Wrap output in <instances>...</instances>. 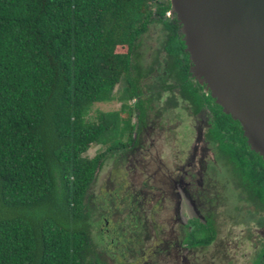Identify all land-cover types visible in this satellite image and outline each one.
I'll use <instances>...</instances> for the list:
<instances>
[{
    "label": "trees",
    "instance_id": "trees-1",
    "mask_svg": "<svg viewBox=\"0 0 264 264\" xmlns=\"http://www.w3.org/2000/svg\"><path fill=\"white\" fill-rule=\"evenodd\" d=\"M171 8V0H0V264L113 263L93 185L108 159L137 145L155 108L206 111L207 141L239 199L249 194L264 210V159L192 75ZM153 26L162 39L148 58L142 45ZM122 81V109L91 118ZM93 145L106 148L91 157ZM115 199L109 215H122ZM206 215L183 226L182 246L216 239ZM253 264H264V248Z\"/></svg>",
    "mask_w": 264,
    "mask_h": 264
},
{
    "label": "rangeland",
    "instance_id": "rangeland-1",
    "mask_svg": "<svg viewBox=\"0 0 264 264\" xmlns=\"http://www.w3.org/2000/svg\"><path fill=\"white\" fill-rule=\"evenodd\" d=\"M161 30V26H153L144 37L142 48L148 47V58L160 46ZM127 86L122 81L115 89L113 101L95 103L91 118L96 119L99 112L120 111ZM127 102L133 105L135 100ZM133 111L132 120L136 123L138 111ZM127 114L122 112L123 117ZM160 114L159 108L148 113L142 150L140 154L134 152L140 163L132 160L133 155L123 161L108 159L93 185L103 214L96 217L99 222L97 229H103V246L111 255L110 259L114 260L111 264H253L264 248V227L259 224L260 216L264 215H255L253 206L239 200L240 194L232 182L220 181L216 188L221 196L215 205L216 239L206 247L183 245L178 250L175 246L183 237L184 221L196 215L190 203L185 201L181 207L183 219L177 220L174 203L168 199L163 202L162 191L171 177L182 172V167L188 168L186 159L196 144L197 128L202 133L206 132L207 114L203 119L194 117L183 110V105L163 113L164 116ZM203 145L204 141L198 142L200 155ZM105 148L93 145L87 154L92 157ZM208 157H213L212 152L209 151ZM112 197L116 198L117 209L122 215H109L111 209H115ZM134 201L136 205L131 203ZM235 208L239 211L234 212ZM261 212L264 214V210Z\"/></svg>",
    "mask_w": 264,
    "mask_h": 264
},
{
    "label": "water",
    "instance_id": "water-1",
    "mask_svg": "<svg viewBox=\"0 0 264 264\" xmlns=\"http://www.w3.org/2000/svg\"><path fill=\"white\" fill-rule=\"evenodd\" d=\"M191 73L264 159V0H171Z\"/></svg>",
    "mask_w": 264,
    "mask_h": 264
},
{
    "label": "flooded vegetation",
    "instance_id": "flooded-vegetation-1",
    "mask_svg": "<svg viewBox=\"0 0 264 264\" xmlns=\"http://www.w3.org/2000/svg\"><path fill=\"white\" fill-rule=\"evenodd\" d=\"M165 97L162 98L161 102L163 105H167L169 101V94H164ZM160 112V111H159ZM168 112V111H167ZM160 115H163L164 112H160ZM206 111H202L200 114H198L197 118H204V115H206ZM159 115V117H160ZM162 117V116H161ZM147 119V118H146ZM154 122V121H153ZM206 126L208 125V117L207 120L205 121ZM147 124V120H146ZM155 124V123H154ZM146 130V125L142 127V133L140 135V138L137 136L135 133L134 137L137 139L138 143L134 148L128 149L125 153H122L119 155V160L123 161L125 157H128L129 155H134L135 151H138L139 154L142 150L143 147V133ZM198 131V136L196 138V144L193 145L191 153H189V157L186 159V166L188 168L182 167L181 170L182 172H178L179 175H175L171 177V181L167 183V187L163 189L162 193V201L165 202L166 199L170 200L171 202L174 203V213L177 215V220L183 219L181 215V207L185 201L187 203H190L192 208L194 209L195 215L197 219L206 222V215L207 212H211L212 219L214 220V223H216V215H217V208H216V203L219 202L220 199V191L216 188L219 185V182L222 181L227 184H231V180L228 174L225 173L223 166H221L216 158L215 152L213 149L210 147L209 142L207 141L206 138V132H201L199 128H197ZM204 141L205 145L201 147L202 154H198V142ZM212 152L213 157L209 158L208 153ZM198 155H200L198 159ZM198 159V160H197ZM132 160L138 161L136 157H134ZM132 161V162H134ZM199 162L200 167L197 168V163ZM213 162V164H212ZM135 165V162L134 164ZM208 178L207 180H205ZM207 181V182H206ZM221 184V182H220ZM233 184V182H232ZM224 188V187H223ZM246 201L249 203L251 206L254 207L256 212L254 211L253 213L258 214V215H264L263 209L260 207H257L254 202H252L251 197L248 195L240 197L239 200ZM241 200V201H242ZM235 211L236 208L234 209ZM258 212V213H257ZM239 214V213H238ZM237 214V215H238ZM254 215V214H250ZM261 219L259 221V224L261 227H264V216H260ZM193 218V219H195ZM192 218L188 220L189 222L193 220ZM188 221H184V225L188 224ZM175 246L180 250L182 248V245L180 242H176Z\"/></svg>",
    "mask_w": 264,
    "mask_h": 264
}]
</instances>
